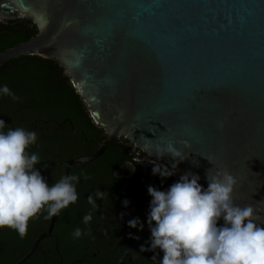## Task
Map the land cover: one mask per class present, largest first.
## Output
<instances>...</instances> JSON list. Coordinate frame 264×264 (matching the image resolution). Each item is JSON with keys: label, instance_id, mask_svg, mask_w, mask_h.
Returning a JSON list of instances; mask_svg holds the SVG:
<instances>
[{"label": "water", "instance_id": "95a60500", "mask_svg": "<svg viewBox=\"0 0 264 264\" xmlns=\"http://www.w3.org/2000/svg\"><path fill=\"white\" fill-rule=\"evenodd\" d=\"M9 21L37 33L0 53V73L22 57L55 62L106 136L95 153L64 162L62 177L115 141L171 170L170 157L149 154L186 141L189 158L169 178L191 172L206 190L209 169L228 171L234 203L264 226V0H0V24ZM150 235L146 224L117 264Z\"/></svg>", "mask_w": 264, "mask_h": 264}, {"label": "clouds", "instance_id": "9594fccd", "mask_svg": "<svg viewBox=\"0 0 264 264\" xmlns=\"http://www.w3.org/2000/svg\"><path fill=\"white\" fill-rule=\"evenodd\" d=\"M3 96L14 101L20 99L7 85L0 86V97ZM5 128L4 120L0 119V229L13 230L23 238L30 220L41 213L50 219L75 204L81 175L85 180L90 177L66 175L49 185L36 168L42 162L39 153L28 151L37 143V133L22 127L7 131ZM178 143L179 147L177 142L169 141L149 154L157 160L170 157L174 161L171 170L149 158L146 162L136 156L133 159L136 165L153 164L152 175L167 179L175 174L179 163L189 158L190 153L186 154L185 149L190 145L186 141ZM206 180L205 190L199 183L200 176L187 172L167 191L147 188L151 197L147 215L150 247L141 246L139 251L156 253L159 250L163 254L159 264H264V226L255 222L251 206L240 207L234 203L236 179L228 171L213 172L211 168L206 172ZM108 196V192L98 188L87 197L92 211L83 216L85 229L77 227L73 231L74 239L92 235L89 225L93 213L99 211L97 201ZM128 204L129 201H123V207L127 208ZM124 215L121 213L120 218ZM220 221L223 224L218 227ZM127 227L142 231L144 224L134 218L128 221ZM129 238L139 239L131 234ZM152 261L157 262L156 255Z\"/></svg>", "mask_w": 264, "mask_h": 264}, {"label": "trees", "instance_id": "16d2710c", "mask_svg": "<svg viewBox=\"0 0 264 264\" xmlns=\"http://www.w3.org/2000/svg\"><path fill=\"white\" fill-rule=\"evenodd\" d=\"M36 33L35 25L29 22L0 24V53L30 40ZM3 85L20 98L14 101L8 96L0 97V119L6 124L5 131L22 127L38 134L40 125L48 127L44 133L46 145H54L58 160L63 162L91 155L97 151L99 142L106 139L103 131L90 119L68 77L55 62L36 56L14 60L0 73V86ZM52 121L67 124L68 129L53 130V125L50 126ZM125 147L123 141H115L101 157L84 167V174L90 177L91 185L107 186L105 191L115 196L119 185H127L132 196L137 197L146 185H157L155 188L160 190L175 183L173 178L161 180L153 176L149 163L136 165L135 161L131 162ZM75 169L76 165L71 173ZM122 175L127 178L120 179ZM149 239L142 245L150 246L147 243Z\"/></svg>", "mask_w": 264, "mask_h": 264}, {"label": "flooded vegetation", "instance_id": "af4514ba", "mask_svg": "<svg viewBox=\"0 0 264 264\" xmlns=\"http://www.w3.org/2000/svg\"><path fill=\"white\" fill-rule=\"evenodd\" d=\"M50 126L53 130L64 131L68 129L67 124L55 121H52ZM46 128L48 127L43 125L38 127L37 143L30 146L31 151H28L39 153L42 162L36 168L41 171V175L51 185L61 179L65 167L64 162L66 161L62 162L57 159V150L54 149V145L51 143L46 145V136L44 135L47 131ZM124 146H126L124 149L129 160L131 162L135 161L131 145L124 142ZM136 157L147 161V158L141 153H138ZM45 164H47V168L44 167ZM75 165L76 169L71 173L73 165L69 175L84 174L86 165ZM129 165L131 164L129 163ZM62 168L63 170H61ZM119 178L123 180L127 177L122 175ZM126 186L119 185L116 196L110 193L108 198L97 201L99 211L93 213V220L89 225L92 235L74 239L72 237L73 231L77 227L82 230L85 229L83 216L92 211L91 206L87 203V197L98 188L102 192L107 188L104 185H91L90 180H85L81 175V179L77 184L79 194L77 202L55 216L50 235L39 243L34 254L22 264H117L123 254L137 240L130 239L129 234L139 236L140 233L138 229L128 228V221L139 218L144 227L146 226L145 217L151 201L147 188L149 186L156 187L157 185H146L145 190L139 193L137 197L132 196L131 191ZM125 200L129 201L127 208L123 207V201ZM121 213H126L123 219L120 218ZM46 215V213H41L37 218L30 220L27 234L23 238L13 230L0 229V264H14L31 249L36 238L47 232L50 219H45ZM222 224L223 221L218 222V227ZM140 247L129 256L125 264H159V261L162 260L163 254L159 250L156 253L148 251L141 253L139 251ZM144 247L150 246L144 245ZM153 255L157 256V262L152 261Z\"/></svg>", "mask_w": 264, "mask_h": 264}]
</instances>
